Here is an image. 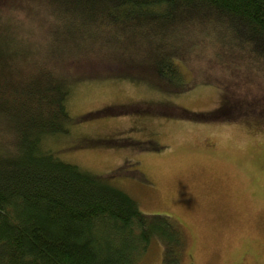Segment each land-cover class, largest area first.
<instances>
[{"label":"trees","instance_id":"16d2710c","mask_svg":"<svg viewBox=\"0 0 264 264\" xmlns=\"http://www.w3.org/2000/svg\"><path fill=\"white\" fill-rule=\"evenodd\" d=\"M90 53L103 54L104 76L74 78L68 64ZM203 53L219 60L200 78L221 90L216 111L240 96L225 83L239 76L264 97V0H0V264H137L154 241L179 253L172 221L144 215L110 176L61 161L47 140L79 121L72 87L110 76L176 97L198 83L190 59Z\"/></svg>","mask_w":264,"mask_h":264},{"label":"rangeland","instance_id":"374dc122","mask_svg":"<svg viewBox=\"0 0 264 264\" xmlns=\"http://www.w3.org/2000/svg\"><path fill=\"white\" fill-rule=\"evenodd\" d=\"M12 14L24 19L18 10ZM42 36L39 31L35 39ZM95 54L66 70L77 79L103 77V54ZM190 62L198 83L176 97L110 76L72 87L68 110L79 121L68 135L47 140L48 146L65 163L110 176L144 215L176 225L179 253L171 248L162 254L154 241L137 264H264V117L253 115L256 100L264 102L262 89H248L251 76L225 82L240 87V96L216 111L221 90L200 78L219 60L203 53ZM180 72L189 80L183 66ZM257 104L264 113V103Z\"/></svg>","mask_w":264,"mask_h":264}]
</instances>
